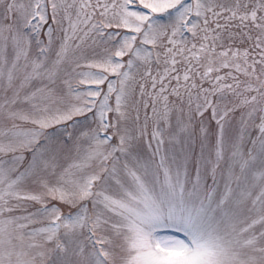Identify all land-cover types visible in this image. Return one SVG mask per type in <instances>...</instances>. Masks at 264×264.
Wrapping results in <instances>:
<instances>
[{
  "label": "snow or ice",
  "instance_id": "snow-or-ice-1",
  "mask_svg": "<svg viewBox=\"0 0 264 264\" xmlns=\"http://www.w3.org/2000/svg\"><path fill=\"white\" fill-rule=\"evenodd\" d=\"M0 264H264V0H0Z\"/></svg>",
  "mask_w": 264,
  "mask_h": 264
}]
</instances>
